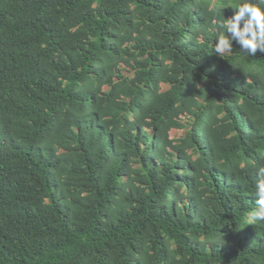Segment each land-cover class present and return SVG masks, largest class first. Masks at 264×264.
Wrapping results in <instances>:
<instances>
[{"label": "trees", "instance_id": "16d2710c", "mask_svg": "<svg viewBox=\"0 0 264 264\" xmlns=\"http://www.w3.org/2000/svg\"><path fill=\"white\" fill-rule=\"evenodd\" d=\"M0 264H264V0H0Z\"/></svg>", "mask_w": 264, "mask_h": 264}, {"label": "rangeland", "instance_id": "374dc122", "mask_svg": "<svg viewBox=\"0 0 264 264\" xmlns=\"http://www.w3.org/2000/svg\"><path fill=\"white\" fill-rule=\"evenodd\" d=\"M231 18H233V17H231ZM221 49L226 50V47L223 46V47H221ZM162 86H164V85H162ZM182 132H183L182 129H171L170 130V136L171 137H178L182 134Z\"/></svg>", "mask_w": 264, "mask_h": 264}]
</instances>
